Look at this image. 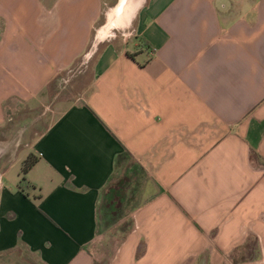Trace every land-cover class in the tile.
<instances>
[{
  "label": "crops",
  "instance_id": "1",
  "mask_svg": "<svg viewBox=\"0 0 264 264\" xmlns=\"http://www.w3.org/2000/svg\"><path fill=\"white\" fill-rule=\"evenodd\" d=\"M39 1L0 0V116L104 38L102 0ZM135 1L109 16L120 36L97 44L85 98L3 171L0 146V254L91 264L101 194L136 163L140 203L109 264H264V0ZM29 155L26 184L4 185Z\"/></svg>",
  "mask_w": 264,
  "mask_h": 264
},
{
  "label": "rangeland",
  "instance_id": "2",
  "mask_svg": "<svg viewBox=\"0 0 264 264\" xmlns=\"http://www.w3.org/2000/svg\"><path fill=\"white\" fill-rule=\"evenodd\" d=\"M39 2L42 4L41 6L52 7V10L60 0H40ZM63 4L59 6V10L63 9ZM135 8V0H124V2L121 0H102V18L99 25L105 21L104 25L106 27L101 31V33H105L104 38L92 42L88 50L78 57L70 68L60 71L52 82L36 96L37 99L33 102L28 103L16 98L5 102L3 113L0 116V146L2 145L4 148L7 158L5 159L4 157L1 162V171L5 169V163H3L5 160L11 161L17 154L27 150L32 152V144L37 141L46 129L66 109L85 98L94 79L93 64L98 51L97 44L106 41L111 36H116L117 38L120 36L118 34L120 29L111 27V21L108 20L109 16H135L139 9ZM111 13L113 14L111 15ZM1 27L2 21L0 19ZM19 162L20 160H17L8 171L3 172L5 175H3L4 185H14L13 183L17 181V173L19 172V185L21 184V171L18 170L17 172ZM120 179H128L130 181V189H128V195L124 200V206L119 208V213H117L115 208L114 210L105 208L103 197L108 192L107 190L115 186ZM144 179L145 173L140 169L128 168L122 165L120 169L119 167L117 168L114 177L102 192L97 210L96 237L88 246L91 264H109L117 247L123 241L124 231L130 224L131 212L140 203L137 194ZM116 210L118 211V208ZM107 212L110 216L105 215ZM0 264L42 263L36 255L31 254L26 248L20 246L14 251L0 254Z\"/></svg>",
  "mask_w": 264,
  "mask_h": 264
},
{
  "label": "trees",
  "instance_id": "3",
  "mask_svg": "<svg viewBox=\"0 0 264 264\" xmlns=\"http://www.w3.org/2000/svg\"><path fill=\"white\" fill-rule=\"evenodd\" d=\"M126 158V159H129L130 160V155L124 151V153L122 154V156H120L116 161V167H118L119 165V162L121 159ZM133 161V160H131ZM37 163V158L32 156V155H29L25 161L23 162L22 164V167H21V175H22V180H21V184L20 185H25V176L27 175V173L32 169V167ZM136 168V169H140L141 171L142 168L139 167L138 164L136 163H133L130 165V168ZM130 189V181L128 179H120L117 181V183L115 184V186L109 188L106 193V195H104L103 197V200H104V206L106 209H113L115 208V211L117 213H119V208H121L122 206H124V200L126 199L127 195H128V192ZM105 190V189H104ZM103 190V191H104ZM123 201V203H122ZM118 208V211L116 210ZM106 216H110V214L107 212L105 214ZM122 215V214H120ZM132 229V220H130V224H128L127 226V229H125L124 233V238L125 236L130 232V230ZM123 238V239H124Z\"/></svg>",
  "mask_w": 264,
  "mask_h": 264
},
{
  "label": "bare ground",
  "instance_id": "4",
  "mask_svg": "<svg viewBox=\"0 0 264 264\" xmlns=\"http://www.w3.org/2000/svg\"><path fill=\"white\" fill-rule=\"evenodd\" d=\"M122 2H124V0H121ZM129 6V5H128ZM127 7V6H126ZM113 13H111V15H112ZM121 20V19H120ZM122 22V21H121ZM121 25V24H120ZM122 26V25H121Z\"/></svg>",
  "mask_w": 264,
  "mask_h": 264
}]
</instances>
